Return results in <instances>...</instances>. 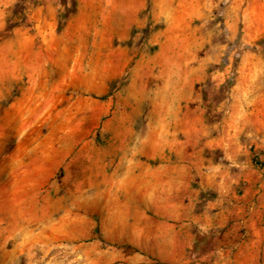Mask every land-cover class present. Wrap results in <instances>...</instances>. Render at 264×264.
Wrapping results in <instances>:
<instances>
[{"label":"clouds","instance_id":"9594fccd","mask_svg":"<svg viewBox=\"0 0 264 264\" xmlns=\"http://www.w3.org/2000/svg\"><path fill=\"white\" fill-rule=\"evenodd\" d=\"M0 264H264V0H0Z\"/></svg>","mask_w":264,"mask_h":264}]
</instances>
